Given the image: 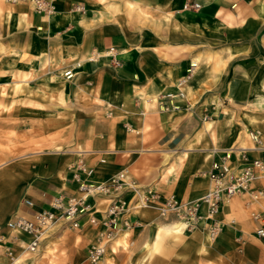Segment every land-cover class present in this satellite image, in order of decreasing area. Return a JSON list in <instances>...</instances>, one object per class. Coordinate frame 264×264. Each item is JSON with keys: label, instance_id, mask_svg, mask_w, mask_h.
<instances>
[{"label": "crops", "instance_id": "crops-1", "mask_svg": "<svg viewBox=\"0 0 264 264\" xmlns=\"http://www.w3.org/2000/svg\"><path fill=\"white\" fill-rule=\"evenodd\" d=\"M133 1L136 7L152 4L155 13L159 5L161 15H175L172 22L178 30L145 31L135 12L108 11L101 0H58V12L51 17L41 16L30 3L9 6L16 27L6 54H18L20 72L27 76L36 72L16 84L66 88L72 108L67 109L65 121L54 125V112L49 113L51 122L30 125L11 117L46 113L26 107L0 113L5 116L0 132L35 139L0 136L4 144L16 142L14 147L21 149L4 152L0 160L2 264L18 259L16 264H37L49 254L48 245L68 248V264H78L106 229L102 223L89 222L90 212L79 228L59 221L29 257L24 248L28 236L6 224L16 216L31 217L37 210L52 209L56 196L68 199L79 194L70 165L81 157L95 167V181L106 182L127 167L139 186L163 195L174 193L183 202L208 191L210 179L202 172L231 149L237 153L245 148L250 157L264 159V151L256 148L249 134L259 131L264 139V109L246 107L264 84V0ZM193 2L200 8L186 7ZM80 3L101 6L82 12ZM111 47L118 64L108 53ZM192 59L199 67L185 87V97L173 99L179 107L160 108L157 99L177 91ZM71 67L76 74L66 80L64 72ZM236 82L238 87L233 86ZM74 94L79 98L77 108H73ZM13 99L27 98L19 95L8 101ZM207 120L213 121L212 128L202 129ZM37 129L51 135L34 136L31 132ZM258 185L264 187V181ZM249 201L248 196L238 195L223 206L217 218L226 224L214 242L207 240L208 220L187 236L194 264H264V238L255 231L260 222L250 214L251 210L264 212V199ZM107 202L98 199V217L105 218ZM142 211L137 217L143 226L131 231L140 234L137 240L144 245L153 242L160 220L154 210ZM231 219L236 222L229 223ZM6 246L15 248L13 262L4 252ZM150 256L145 253L136 259ZM110 257L115 256L105 251L101 264H108ZM156 258L165 264L168 256Z\"/></svg>", "mask_w": 264, "mask_h": 264}, {"label": "built area", "instance_id": "built-area-1", "mask_svg": "<svg viewBox=\"0 0 264 264\" xmlns=\"http://www.w3.org/2000/svg\"><path fill=\"white\" fill-rule=\"evenodd\" d=\"M12 3L27 1L35 12L43 16L51 17L58 12V0H8ZM186 7L199 9L200 4L193 2ZM115 64V47L108 51ZM194 66L187 68L186 79L192 78ZM76 72L73 67L67 69L64 75L67 79L73 78ZM184 79V78H183ZM183 81L178 82L175 92H166L159 96L157 103L164 110L178 108L173 102L177 97H185L186 91L181 87ZM250 137L256 144V148L264 151V139L259 131H250ZM105 161L104 158L101 159ZM73 179L78 183L79 194H74L68 199L56 196L52 200V209L37 210L31 217L16 216L7 221V226L17 233L28 236L24 248L29 252H36L42 241L49 235L57 222L63 221L71 228H79L82 225V217L91 213L89 222L102 223L106 229L100 231L97 241L88 248L87 256L92 263L101 261L105 254L106 244L113 235L121 229L139 226L142 221L137 217L138 212L147 207L157 209L158 214L168 221L180 222L185 230H196L202 222L209 221L207 226L208 236L215 240L223 231L225 222L217 218L223 206L233 197L246 195L250 198L249 204L264 199V187L258 183L264 181V159L250 157L245 148L237 153L234 150L226 152L221 159L212 163L208 171L202 172L210 179L208 191L200 198L183 202L176 194L163 195L161 192L150 188L141 187L131 177L129 168L125 167L114 173L106 182L93 180L95 167L88 164L82 157L72 163ZM130 195H127L128 192ZM105 199L107 206L105 218L98 217L96 204L98 199ZM29 204L32 201L27 200ZM205 206V212L202 207ZM251 216L260 222L256 228V234L264 238V212L251 210ZM235 219L229 223L234 224ZM5 254L14 261L16 258L14 246L3 248ZM0 264H2L0 262Z\"/></svg>", "mask_w": 264, "mask_h": 264}, {"label": "rangeland", "instance_id": "rangeland-1", "mask_svg": "<svg viewBox=\"0 0 264 264\" xmlns=\"http://www.w3.org/2000/svg\"><path fill=\"white\" fill-rule=\"evenodd\" d=\"M16 3H23V4L28 5L29 2L23 1V2H16ZM16 3H12L8 0H0V113L3 112V109L12 108L13 111L15 110L18 111L20 109H24L25 107L28 109L27 111L37 110V111L46 113V115H43V116L38 115L37 117L34 115L33 116L12 115L11 117L15 119H20V121H23V122L27 121L26 124L30 125L31 123L32 124L38 123L39 120H40V124L51 122V119H50L51 116L49 113L54 112L52 113L53 125L56 123L60 124L61 122L65 121V119L67 118L65 115L67 109L70 107L72 108L71 106L72 103H70L71 102L70 98L69 100L67 98L68 96L66 94V88L64 89L60 87L56 88L55 87L56 85H44L42 87H38L37 85L29 84V83L20 84V85L16 84V81L20 80L22 77H34L36 75V72H33V71H32L33 73L29 76H27L26 73L20 72L19 58H18L17 53L12 52V53L6 54L8 53L7 52L8 43H10V40L12 39V30L16 27L13 21L14 15L11 14L12 12L9 9V6L12 4H16ZM79 5H80V9L82 12L91 11L90 7L97 9L98 7L101 6V5L94 4V3L92 4L80 3L77 6ZM145 6H146L145 8L142 7V5L141 7L137 6L135 7V10H132L130 12L126 10L128 15H131L132 12L136 13V17L138 18L137 22L140 27H144L145 31H152V32L157 31L159 33H162L163 29H165L166 31L169 30L170 28L172 30L177 29L176 23L174 24V22H172V17H174L175 15H161V12L158 10L159 5H156L155 13L153 11L154 5L150 4V5H145ZM96 12H98V10ZM31 64H35V63H31ZM189 66H192L191 61H190ZM195 67L196 68L199 67L198 61ZM186 74L183 77H181V79H179L178 82L182 80L186 76ZM63 76L65 77V75ZM57 79H59V81L60 80L63 81L61 78H57ZM8 81H11V82H8ZM188 84H189V81L184 83L181 87H184L185 89V87H187ZM233 86L238 87L239 83L236 82ZM19 95L21 97L25 95L27 99H22V100L13 99L11 102L8 101V98L10 97L19 98ZM77 97L78 96L74 94L75 105L73 108H77V105H78L77 103L79 102V98ZM3 98H7V99H3ZM246 107L250 109H254V110H258L259 108L264 109V84L262 85V90H259L255 94V99H252L251 101H249V104ZM4 117L5 116L0 115V120H2V118ZM0 123L2 122L0 121ZM126 127L128 128V126ZM31 133L34 136H37L36 134L41 133L43 137H45V135H48V136L51 135V133H44V132H41L40 130L38 131V129L37 131H32ZM247 135H248V131H247ZM0 136L2 137L9 136L11 137V139L13 138L23 139L24 137H26L24 133L19 135L15 133L14 131L13 132L1 131ZM33 138L34 137H31V138L26 137V140H29V139L35 140ZM15 143L16 142H12V144L10 145L4 144L0 138V160L4 159L3 157L4 152H17L21 150L19 148L14 147ZM231 150H235V149H231ZM146 209L154 210L157 213L159 220H160V223L157 225L155 233H154L153 242L146 243L143 245L137 240L140 234L133 233L131 231L132 227L121 229L119 232L115 233L112 239L108 241L106 244L105 251L108 250L115 256L114 258L110 257L111 259L108 264H162L164 263V261L162 259L156 258V257H162V255L168 256V258H166L165 260V264H194L195 260H194L193 248L191 247L187 239V236L190 235L195 230L190 231V230L184 229L183 233L168 232L165 228L166 224H173L175 223V221H168L167 219H163L158 214L157 209L153 207L143 208L138 212L137 215L143 212L142 210H146ZM140 226L141 227L143 226V222L141 225H139V227ZM123 230H128L130 232L129 240L125 245H119V247L117 246V251L113 252L112 249H113V245L115 244V240L118 238V234ZM207 238H208L207 240L209 243L214 242L217 239L216 238L215 240H211L209 236ZM55 249L56 251L48 252L49 254L44 256L43 261L37 262V264H68L69 260L66 258V254L68 253V248L66 247L60 248L58 245H56ZM32 253L34 252L28 253L29 257L33 256ZM145 253H151V256H150L151 258L144 259V260L136 259L137 257L143 256ZM103 260H104V256L100 262L92 263L88 259V256L86 253L85 255L80 256V258H78L76 263L78 264H101ZM11 262L13 261L11 260Z\"/></svg>", "mask_w": 264, "mask_h": 264}, {"label": "bare ground", "instance_id": "bare-ground-1", "mask_svg": "<svg viewBox=\"0 0 264 264\" xmlns=\"http://www.w3.org/2000/svg\"><path fill=\"white\" fill-rule=\"evenodd\" d=\"M101 1H103V4L108 9V11H120V9H126L128 11H131V10H135V7L137 5L133 0H101ZM175 7H177V6H175ZM196 63H197L196 59L191 60V65L194 66V68H193L194 70H196L198 68V67L197 68L195 67ZM192 66H191V68H192ZM190 80H191V78L186 79V77H184V79H182L181 81L188 82ZM212 126H213V121L207 120L205 122L204 126L202 127V129H211ZM165 228L168 232H172V233L173 232L174 233H183L184 232V226L180 222H177V221H175V223H173V224H166ZM129 233L130 232L128 230H123L118 234V238L115 240V244L113 245V249H112L113 252L117 251V246L119 247V245H125L128 242L129 235H130ZM172 233H171V235H172ZM48 250H49V252L50 251L51 252L56 251L55 247L49 246V245H48ZM19 261L20 260L18 259L17 261L14 262V264L18 263Z\"/></svg>", "mask_w": 264, "mask_h": 264}]
</instances>
